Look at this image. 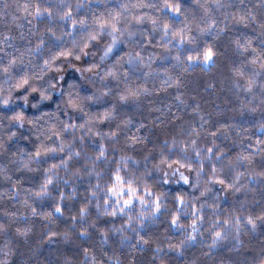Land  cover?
Listing matches in <instances>:
<instances>
[{"label":"clouds","instance_id":"1","mask_svg":"<svg viewBox=\"0 0 264 264\" xmlns=\"http://www.w3.org/2000/svg\"><path fill=\"white\" fill-rule=\"evenodd\" d=\"M0 264H264V0H0Z\"/></svg>","mask_w":264,"mask_h":264}]
</instances>
